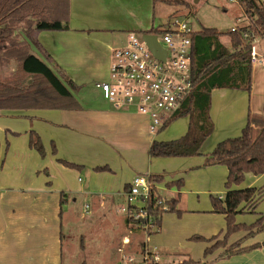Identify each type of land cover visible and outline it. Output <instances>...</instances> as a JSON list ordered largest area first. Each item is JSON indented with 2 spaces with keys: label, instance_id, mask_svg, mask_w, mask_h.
<instances>
[{
  "label": "crops",
  "instance_id": "obj_1",
  "mask_svg": "<svg viewBox=\"0 0 264 264\" xmlns=\"http://www.w3.org/2000/svg\"><path fill=\"white\" fill-rule=\"evenodd\" d=\"M155 5L153 0H70L69 30L38 35L39 43L53 60L49 66L78 86L73 93L78 98L81 95L83 100H78L82 111H0V117L7 120L0 126L4 129L0 155V264H120L124 255L139 258L145 247H152L155 237L170 234L171 228L164 221L167 216L172 217L169 220L178 234L158 244L161 249L194 244L190 240L196 235L210 239L223 230H219V220L223 223L225 216L213 213L211 196L224 199L229 172L224 166L202 169L204 155L221 141L239 137L249 112L263 113L264 71L257 72L259 77L252 71L250 93L234 89L212 92L210 117L214 132L202 146V156L160 158L161 166L154 170L155 158L149 157L151 168L139 167L132 156H149L151 144L157 141L148 131V121L135 111L109 105L97 83L109 74L113 50L126 46L130 33L151 34ZM222 37L220 42L231 49L230 37L228 45ZM30 131L41 137L45 158L30 148ZM61 161L84 169L68 168ZM154 174L166 175L162 184L153 187L167 201L163 194L169 191L170 200H178L176 209L182 213L180 218L177 213L163 214L161 231L147 237L134 224H128L118 208L126 201L124 193L136 176ZM180 180L184 181L181 189L167 186ZM263 186L264 175L248 174L240 186L232 189ZM78 201L84 204L77 207ZM255 213L256 220L257 214H264V201ZM67 222H80L85 230L80 245L64 242ZM139 235L144 236L143 243L138 242ZM263 243L264 237L259 234L243 247ZM211 245L200 243L201 260L183 255L200 264L228 260L219 258L223 250L204 258L205 249ZM158 252L162 258L182 255L176 250Z\"/></svg>",
  "mask_w": 264,
  "mask_h": 264
},
{
  "label": "trees",
  "instance_id": "obj_2",
  "mask_svg": "<svg viewBox=\"0 0 264 264\" xmlns=\"http://www.w3.org/2000/svg\"><path fill=\"white\" fill-rule=\"evenodd\" d=\"M248 18V25L228 33L231 49L226 48L220 38L225 35L214 28H202L191 35V78L194 85L192 94L186 99L172 122L180 117L189 118V128L185 136L175 141H154L149 150L150 158H188L202 156L201 148L214 132L210 117L211 95L216 89L243 90L252 89L251 52L254 39L264 38V0H236ZM154 3H173L172 0H153ZM70 0H0V111L29 112L39 110L82 111L80 102L73 92L78 89L66 76H58L49 66L51 56L38 41L43 31H68ZM166 27H157L151 34H162ZM24 34V37L21 34ZM244 34L248 38H244ZM23 37V38H22ZM37 50L43 57L34 54ZM15 64V70L7 75L2 71ZM239 137L228 138L217 144L215 149L204 155L202 169L224 166L228 169L225 184L227 193L224 199L211 196L213 213L225 216L226 229L210 239L200 236L191 238L195 242L213 243L205 249L204 258L223 250L219 258L229 259L264 246L256 244L243 247V244L264 232V214L248 225L237 222V217L248 208L250 214H256L258 204L264 201V186L233 190L240 186L246 175L255 177L264 175V111L261 114L249 112L247 124ZM15 137L18 134H14ZM29 146L41 158L46 150L41 137L29 132ZM53 154L56 148L53 146ZM66 167L82 171L84 167L61 161ZM96 170H104L97 168ZM165 174L149 176L152 184H162ZM167 186L181 189L184 181H176ZM148 211L154 216L155 230L148 235L161 231L163 214L177 213L178 200L165 203L167 211L159 205L161 197L156 188L151 190ZM247 213V214H248ZM128 224H135L127 219ZM243 233L236 242L230 239ZM222 236V239H220ZM190 260L183 264H200Z\"/></svg>",
  "mask_w": 264,
  "mask_h": 264
},
{
  "label": "built area",
  "instance_id": "obj_3",
  "mask_svg": "<svg viewBox=\"0 0 264 264\" xmlns=\"http://www.w3.org/2000/svg\"><path fill=\"white\" fill-rule=\"evenodd\" d=\"M166 31L157 35L166 51L165 62L154 57L142 39L130 33L126 46L112 52L108 80L98 82L97 88L103 97L114 107L133 110L148 121V131L152 136L167 128L192 94L194 85L191 78V35L193 30L188 23L174 18ZM237 31V30H233ZM244 38H248L244 34ZM260 38L254 39L251 64H263L259 58ZM153 184L145 175L136 176L125 191V205L118 208L135 227L148 232L155 230L154 216L148 211ZM167 200L161 198L159 205L165 206ZM161 255L154 247L144 248L138 259L124 255L120 264H161Z\"/></svg>",
  "mask_w": 264,
  "mask_h": 264
},
{
  "label": "rangeland",
  "instance_id": "obj_4",
  "mask_svg": "<svg viewBox=\"0 0 264 264\" xmlns=\"http://www.w3.org/2000/svg\"><path fill=\"white\" fill-rule=\"evenodd\" d=\"M172 2L173 3L171 4H167L164 2L155 3L156 5L154 6L155 8L153 11L155 28L159 26H163L166 23L170 24L172 20L176 17L179 19L180 22L188 23L190 29L193 30L194 32L201 31L202 28H214V29H217L219 32L226 33L222 37V41L223 43L228 45L229 36L227 33L233 30L242 29L246 27L249 22L247 15H245L244 10L239 6L236 0H172ZM258 49H259L258 50L259 58L261 59L262 57H264V38L263 39L260 38ZM32 50L34 54H37L39 57L41 56L37 50H35L34 48ZM13 65L9 68L8 70L9 73L12 69H15L14 68L15 66ZM260 70L264 71L263 64H257L253 66V74L256 73V77L260 76L257 73ZM8 72L2 71L3 75L9 74ZM55 72L56 74H58V76H60V74L57 71ZM107 80H108V74L102 80L100 79L99 82H105ZM88 88L89 87H87V89ZM97 97L99 98V95ZM79 98L82 99L81 95L79 96ZM79 98L76 97L77 100ZM109 105H112V104L110 103ZM5 123H7V120L5 118L0 117V126H2V124H5ZM188 128H189V118L180 117L176 121L172 122L167 127V129L165 128L158 135L151 136V137L157 141H175L185 136L188 132ZM3 148H4V129L0 130V155H1V152L3 151ZM132 158L135 162L138 163L139 167L145 170H148V168H151L152 164L150 163L149 156L142 157L141 155L134 154ZM159 160L161 159L155 158L152 160L154 161L153 166H152L153 170L158 168V166H161V163L159 162ZM163 196L168 198V200L171 199L169 191L165 192ZM81 202L78 201L77 207L80 206L81 204H84V201L83 203ZM190 202L192 203L193 201H190ZM186 203L188 202L185 201V204ZM121 205H125V201H122ZM249 211L250 210L247 208L245 210V213L241 214L240 222H239L240 224H252L255 222L256 217L253 216V214L248 213ZM172 215L175 216V213H173ZM171 218H172L171 216H167L164 219L165 226L167 228H171L169 229L171 235L170 234L164 235L162 233L160 236H157V238L155 237L156 239L155 238L153 239L152 244L154 245L151 244V246L156 248L158 251L159 250L161 251L162 250L163 251L176 250L178 252H181L182 255L180 254L165 255V258L161 257L160 263L161 264H183L184 262H188L192 260L189 257H185L183 253L188 254V255L190 254V256L195 258L196 260H201L203 257V248L200 246L201 242L195 243V241L190 240L194 244L187 245V244L181 243L180 246H178L179 248L177 249H174V247H170V249L169 248L161 249L159 247L158 244H162L168 241L169 239H172L173 233L178 234L176 226H174L169 220ZM220 219H223V218H220ZM80 225H81L80 222H74V224L70 222L64 223V237H63L64 242L73 241L77 245L81 244V241L83 240V236L85 235V230H83V228L80 227ZM221 228L223 230L219 231L218 234L224 233L226 229V220L224 219H223V223H221L219 220V230ZM242 235L243 233L234 235L230 239V243L236 242ZM152 236L153 235H151V237ZM260 236L261 238H263L264 232L260 234ZM137 239H138V242L143 243L145 241V238L143 235H139ZM220 239H222V236H220ZM207 244L209 245V243ZM213 264H264V246H262L261 248L234 256L231 259L216 262Z\"/></svg>",
  "mask_w": 264,
  "mask_h": 264
},
{
  "label": "water",
  "instance_id": "obj_5",
  "mask_svg": "<svg viewBox=\"0 0 264 264\" xmlns=\"http://www.w3.org/2000/svg\"><path fill=\"white\" fill-rule=\"evenodd\" d=\"M142 39L145 42L148 49L160 61L165 62L166 60V51L163 46L160 44L157 35H152L149 33H145L142 35Z\"/></svg>",
  "mask_w": 264,
  "mask_h": 264
}]
</instances>
